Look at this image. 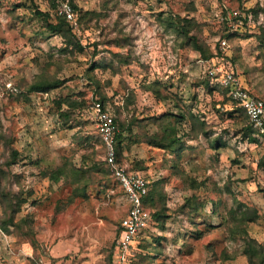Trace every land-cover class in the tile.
<instances>
[{
	"label": "rangeland",
	"instance_id": "obj_1",
	"mask_svg": "<svg viewBox=\"0 0 264 264\" xmlns=\"http://www.w3.org/2000/svg\"><path fill=\"white\" fill-rule=\"evenodd\" d=\"M70 1L75 24L61 34L46 0H0V264H111L126 202L104 165L96 98L159 212L131 264H253L249 237L264 264V146L207 73L222 56L264 100V0ZM45 81L57 85L30 89ZM168 123L176 149L153 144Z\"/></svg>",
	"mask_w": 264,
	"mask_h": 264
},
{
	"label": "built area",
	"instance_id": "obj_2",
	"mask_svg": "<svg viewBox=\"0 0 264 264\" xmlns=\"http://www.w3.org/2000/svg\"><path fill=\"white\" fill-rule=\"evenodd\" d=\"M55 15L63 16L67 21L75 23L74 7L70 0H51ZM237 15V11H232ZM219 47L224 51L229 47L228 38H219ZM211 58L208 75L211 82L216 81L226 88L227 94L243 108L254 134L264 146V100L252 93L243 85L233 71L231 64L223 59ZM89 112L104 144L103 160L111 176L123 191L126 211L119 222V228L113 237L112 264H131L133 242L148 228H152L151 210L142 203L148 191V178L122 164L117 156L115 133L118 130L113 117L102 101L94 100L89 105Z\"/></svg>",
	"mask_w": 264,
	"mask_h": 264
},
{
	"label": "trees",
	"instance_id": "obj_3",
	"mask_svg": "<svg viewBox=\"0 0 264 264\" xmlns=\"http://www.w3.org/2000/svg\"><path fill=\"white\" fill-rule=\"evenodd\" d=\"M46 2H47V11L44 13V16H45L46 25L49 28V30L52 33H61V34H65V33H62V32H64V30L70 32L72 27H73V23L67 21L63 16L51 15L48 12V10H51L54 7V3L51 0H46ZM223 37H226V36H223ZM194 48L197 49L199 51V53L202 54V56L207 57V58L209 57L210 53H205L204 48H202L201 45L198 44L196 41L194 43ZM212 58H214V57H212ZM56 85H57V82H55V81L37 82V83L31 84L30 89L31 90H47V89L52 88V87H54ZM225 90H226V88H225ZM94 100L102 101L101 99H98V98L93 99L92 101H94ZM66 102L71 107H74L77 104L80 105L75 100H67ZM237 109H240L244 113V115H245V117L247 119V116H246L243 108L238 106ZM63 114L67 115V112L64 111ZM179 116H180V118H182L184 115L180 114ZM113 119H114V122H115L116 126L118 127V130L115 133V146H116V152H117V156H118V146H119L118 144L120 143V140H121V131L119 129V123L117 122V120L114 117H113ZM247 123L249 125V128L253 131L252 127L250 126V124L248 122V120H247ZM160 132H163V134L159 137V139H156L157 142H154L153 144L156 145V146H159V147H170L171 149H176L177 147H172V143H175L178 140V137H176L174 135V127H173V125L171 123H168L165 126L162 125V129H161ZM156 134H158V133H156ZM99 137H100V135H99ZM100 141H101V143L103 145V149H104V144L102 142L101 137H100ZM213 145L214 146H219L218 142H216V141H215V143ZM104 165H105V162H104ZM105 167H106V165H105ZM106 169H107V167H106ZM59 173H62V171L60 169H56V170H53L50 173V176L53 177V179H56ZM109 174H110V172H109ZM152 201H153V192L150 189V180L148 178V191H147L146 195L144 196L142 203H143V205L145 207H147V208H149L151 210V216H152L153 225H154L156 218L159 216V212L154 211L153 207L151 206L152 205ZM248 210L249 211H246L245 213L243 212V216L241 217L240 222H242V221H252L256 217H258L259 211L257 210L256 206L252 207L251 209H248ZM6 220L8 222H12L13 221L11 216H8ZM4 223L5 222L0 221V224H1L2 228H4L6 230V225ZM241 230H243V232H245V233L247 231L244 228L241 229ZM247 241H248L247 242L248 245L246 246L247 247L246 248V252L248 254L249 261L251 263H253V264H256V261L253 259V256H255V248H253L252 245L250 244V242H252V239H250V237H249L247 239ZM112 250H113V242L111 243V249H110V251H111L110 263L111 264H112V254H113ZM260 263H261V261L257 262V264H260Z\"/></svg>",
	"mask_w": 264,
	"mask_h": 264
},
{
	"label": "crops",
	"instance_id": "obj_4",
	"mask_svg": "<svg viewBox=\"0 0 264 264\" xmlns=\"http://www.w3.org/2000/svg\"><path fill=\"white\" fill-rule=\"evenodd\" d=\"M262 196H263L262 198H264V192H263V195H262ZM260 207H261V206H260ZM259 219H260V217L256 220L255 224H258ZM135 241H136V239H135ZM135 241H134V242H135Z\"/></svg>",
	"mask_w": 264,
	"mask_h": 264
}]
</instances>
